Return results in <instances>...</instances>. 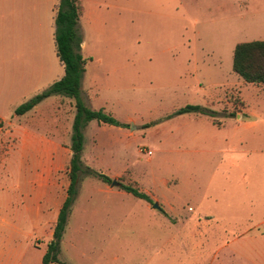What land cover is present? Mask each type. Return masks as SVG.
I'll list each match as a JSON object with an SVG mask.
<instances>
[{"label": "rangeland", "instance_id": "1", "mask_svg": "<svg viewBox=\"0 0 264 264\" xmlns=\"http://www.w3.org/2000/svg\"><path fill=\"white\" fill-rule=\"evenodd\" d=\"M93 1L102 13L86 36L83 98L101 104L90 97L96 80L107 112L128 126H87L82 159L152 203L83 177L61 261L251 264L237 243L220 250L264 216V196L252 198L264 189V84L233 70L238 43L264 40V0ZM43 2L0 0V264H42L69 185L75 101L52 96L14 113L63 71ZM187 104L217 120L187 114L145 128Z\"/></svg>", "mask_w": 264, "mask_h": 264}, {"label": "trees", "instance_id": "2", "mask_svg": "<svg viewBox=\"0 0 264 264\" xmlns=\"http://www.w3.org/2000/svg\"><path fill=\"white\" fill-rule=\"evenodd\" d=\"M83 14L84 5L82 0L60 1L55 18V44L57 56L64 65L65 74L60 80L49 85L46 89L18 106L14 111L16 116H23L52 96H62L75 101L76 112L71 136L72 156L67 167L69 185L65 200L58 213L52 240L48 243L47 250L42 258V264H65L60 259L61 242L69 217L73 212L83 177H95L105 184H112L113 182L106 174L100 173L84 164L82 155L85 146V128L92 121L119 128L128 126L104 109H91L83 98L82 82L86 73L87 62L82 55L83 38L79 28V21ZM233 70L247 83L254 85L264 84V40L238 43L233 53ZM187 114L208 116L214 121L217 120L218 115L216 111L207 107L187 104L160 120L146 124L145 128L153 127L161 121ZM231 116L237 115L232 113ZM215 123L220 125L219 122ZM119 186L121 190L135 198L152 203L151 197L137 187L125 184Z\"/></svg>", "mask_w": 264, "mask_h": 264}, {"label": "crops", "instance_id": "3", "mask_svg": "<svg viewBox=\"0 0 264 264\" xmlns=\"http://www.w3.org/2000/svg\"><path fill=\"white\" fill-rule=\"evenodd\" d=\"M44 4L43 7H45L48 11H49V22H48V35L49 38L51 40L54 39L55 41V18H56V9L58 8L60 1L61 0H43ZM83 5H84V14L83 16L80 18L79 24L81 25V29H82V38H83V43H82V55L83 57L88 61V59H92L94 60V56L93 54H87L84 55L85 51L88 48V42H87V33L89 32V27H91V25L94 23L95 24V17H97L98 15H100L102 12L100 10V4L94 3L93 0H82ZM34 7H36L34 5ZM35 9V8H33ZM56 46V44H55ZM57 54V52H56ZM58 57V56H57ZM59 59V58H58ZM60 61V60H59ZM60 67L63 68V71L59 74H57L54 78V80L51 82L54 83L58 80H60L64 74H65V68L64 65L60 62L59 63ZM24 80V79H23ZM87 77L86 75H84V79L82 82V91L84 92V85L86 83ZM90 97L92 98H99L100 100H97V103L101 104L99 106H95V108L93 110H99V109H104L106 112V102H103L101 100V96L99 93V88H98V84L96 83V80L90 79ZM29 80H24V81H20V86H18L16 91H22V93H25L26 90H28L27 88L29 87V84H32V82ZM50 84V85H51ZM56 98H61L62 96H54ZM53 98V97H50ZM66 98V97H63ZM48 99V98H47ZM56 100V99H54ZM103 103V104H102ZM39 107V105H37L35 108ZM34 108V109H35ZM109 113V112H108ZM74 120V119H73ZM94 121L90 122L88 124L92 125V124H96L95 126H99V124L105 125L106 128L108 129H112V128H119V127H115L108 124H103V123H99L97 121V123H93ZM122 122V121H121ZM256 191V188L254 189ZM264 189L261 190V188L258 189L257 192L253 191L252 192V198L254 199V201L256 202H260L262 196H264ZM260 193V197H256V194ZM128 194V193H127ZM264 206V204H261V207ZM207 215H209L214 221H217L218 223H220L221 219L215 217L212 214L206 213ZM262 220L256 224H253L251 226H249L247 229L245 230H239V235L237 236H233L230 237L231 234L227 235L224 238V242H226V244L222 247V249L220 250V258H221V252L222 250L228 248V247H232L235 243H237V250H239V252L246 257L250 258V263L251 264H264V230H261L262 227H264V216H262Z\"/></svg>", "mask_w": 264, "mask_h": 264}, {"label": "water", "instance_id": "4", "mask_svg": "<svg viewBox=\"0 0 264 264\" xmlns=\"http://www.w3.org/2000/svg\"><path fill=\"white\" fill-rule=\"evenodd\" d=\"M111 185H112V187H114V186H119V183H118L117 181L114 180V181L112 182ZM153 207L156 208V209H158V210L161 209V207L159 206L158 203H154Z\"/></svg>", "mask_w": 264, "mask_h": 264}]
</instances>
